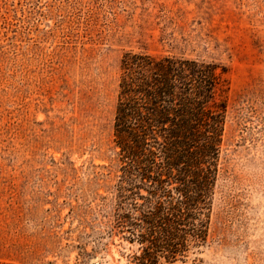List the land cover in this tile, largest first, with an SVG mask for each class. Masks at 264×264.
Listing matches in <instances>:
<instances>
[{
  "label": "rangeland",
  "instance_id": "1",
  "mask_svg": "<svg viewBox=\"0 0 264 264\" xmlns=\"http://www.w3.org/2000/svg\"><path fill=\"white\" fill-rule=\"evenodd\" d=\"M127 51L215 61L227 118L208 238L161 264H264V0H0V264H131L113 227Z\"/></svg>",
  "mask_w": 264,
  "mask_h": 264
},
{
  "label": "trees",
  "instance_id": "2",
  "mask_svg": "<svg viewBox=\"0 0 264 264\" xmlns=\"http://www.w3.org/2000/svg\"><path fill=\"white\" fill-rule=\"evenodd\" d=\"M119 70L113 227L138 245L131 264L173 262L208 238L227 118L225 70L147 51L125 52Z\"/></svg>",
  "mask_w": 264,
  "mask_h": 264
}]
</instances>
